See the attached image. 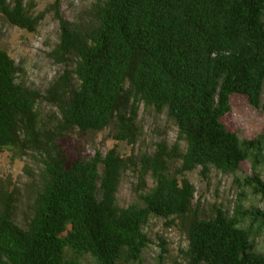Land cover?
<instances>
[{
    "label": "trees",
    "instance_id": "16d2710c",
    "mask_svg": "<svg viewBox=\"0 0 264 264\" xmlns=\"http://www.w3.org/2000/svg\"><path fill=\"white\" fill-rule=\"evenodd\" d=\"M53 12L47 56L65 69L43 94L18 82L21 68L0 49V153L30 152L38 171L22 226L14 200L0 204V264H141L152 218L183 238L176 264H264V208L253 201L264 205V130L243 138L226 122L236 98L264 113V0H94L72 22L54 0ZM0 16L32 34L44 14L0 0ZM40 102L55 113L41 116ZM140 105L176 128L172 144L129 156L68 147L109 130L133 149ZM244 163L251 175L239 174ZM197 169L232 176L229 208L193 205L185 175ZM130 170L134 201L121 207Z\"/></svg>",
    "mask_w": 264,
    "mask_h": 264
},
{
    "label": "rangeland",
    "instance_id": "374dc122",
    "mask_svg": "<svg viewBox=\"0 0 264 264\" xmlns=\"http://www.w3.org/2000/svg\"><path fill=\"white\" fill-rule=\"evenodd\" d=\"M94 0H58V10L61 17L72 22L81 9L88 6ZM33 2L35 13H43L44 17L32 34L12 27L0 16V49L6 51L14 60L16 66L21 68L17 76L18 82L26 87L43 94L49 84L62 72L64 67L56 65L48 58V53L57 43L58 21L54 19V0H26ZM41 116L55 113L50 105L40 102ZM137 122L141 128V135L134 148L124 143H116L109 135V130L92 134L84 138L71 136L68 139V147L75 151H81L82 156H92L96 150L104 154L107 150L116 148L123 156L152 152L154 144L163 140L172 144L176 139V128L165 121L164 116H155L151 112L139 106ZM228 126L240 137H254L264 130V113L251 109L244 100H233L231 113L227 115ZM240 175H251L248 163L241 165ZM37 164L32 159L31 153L21 155L16 150H3L0 153V204L10 202L15 213V222L22 226L25 222L27 202L30 199V185L36 178ZM185 177L193 185L195 194L193 205L208 215L214 206L229 208L235 199V191L232 184V176H226L211 172L207 179L199 174V169L187 173ZM264 180V172L262 173ZM136 174L127 171L122 179L117 194V200L121 207H127L134 201L133 187L136 184ZM147 187L152 186L149 178ZM260 208L264 205L258 200H253ZM145 233L150 239L147 249L143 252L141 264H176L181 260V250L185 246L183 238L173 228H166L162 219H151ZM159 239L164 241V246ZM256 250L264 253V241L256 242ZM161 258V259H160Z\"/></svg>",
    "mask_w": 264,
    "mask_h": 264
}]
</instances>
